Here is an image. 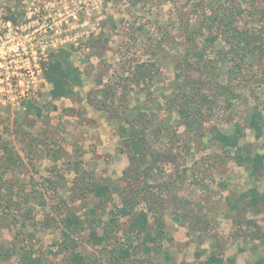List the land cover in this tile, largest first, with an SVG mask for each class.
<instances>
[{"label": "rangeland", "instance_id": "1", "mask_svg": "<svg viewBox=\"0 0 264 264\" xmlns=\"http://www.w3.org/2000/svg\"><path fill=\"white\" fill-rule=\"evenodd\" d=\"M259 2L264 7V0ZM202 11L192 0H0V134L18 157V164L4 174L5 189L0 191L5 198L0 201L5 204L0 264H18L22 252L38 257V264L66 263L57 252L59 221L66 213L63 202L84 217L97 203L78 190L81 179L74 165L86 177L111 185V199L97 210L98 216L107 221L111 211L123 204L120 191L128 183L125 171L132 150L121 126L147 135L149 154L142 168L150 165L151 176L138 172L142 180L137 184L147 185L166 200L164 240L159 249L147 250L141 244L143 237L135 236L131 263L199 264L195 252L201 245L224 256L243 246L246 253L239 257L240 264H251L263 255V247L249 246L259 242L246 235L255 228L250 229L240 220V211L233 214L230 207L253 187L263 191L264 174H248L208 132L213 126L231 131L239 122L246 131L243 143L264 152V135L256 138L246 121L264 105V52L261 59L247 61L253 64L240 63L237 70L239 58L228 50L220 29L190 36ZM11 12L19 24L7 20ZM237 25L264 37L260 24L250 23L247 13ZM214 33L217 39L210 42L207 37ZM59 48L73 52L83 82L75 87L74 96L53 99L43 59ZM196 52L213 62L208 73L187 65ZM139 63L147 68L155 63L152 76L137 81L133 74ZM227 86L230 94L220 92ZM184 92L194 94L206 110L201 118L205 137L180 125L176 107L171 108L170 98L180 99ZM201 95L210 101L203 103ZM27 100L42 114L34 107L24 109ZM1 156L0 149V164ZM37 193L43 194L45 206L36 202ZM9 202L13 204L8 210ZM142 209L144 202L137 207ZM118 218L123 228L119 237L124 240L131 219ZM150 223L154 228L152 214ZM239 230L241 236L232 234ZM88 235V229L81 234L79 250L108 257L102 245L84 244Z\"/></svg>", "mask_w": 264, "mask_h": 264}, {"label": "trees", "instance_id": "2", "mask_svg": "<svg viewBox=\"0 0 264 264\" xmlns=\"http://www.w3.org/2000/svg\"><path fill=\"white\" fill-rule=\"evenodd\" d=\"M196 1V4L203 7L202 13H200V24L198 27H194L192 34H205L206 30L214 31L215 28L220 29L222 36L228 45V50L233 52L239 61H236L237 70H241L242 62L250 61V58L254 60L261 59L264 50V37L262 34L252 32L250 27H238V18L242 17L244 13L249 16V22L253 24H260L262 30H264V7L261 6L259 0H192ZM206 7L209 8L208 13ZM7 20H10L13 24H19V20L10 13ZM207 37L210 42H214L217 39V34ZM208 46V45H207ZM72 51L69 48H59L48 52L47 56L43 59V75L44 79L51 85L50 95L53 99H59L62 97H71L75 95V87L82 84V72L78 69L72 60ZM196 57L194 61H187L188 66H192L195 70H200L201 73H208L210 68L213 69V62L210 59H206L202 56L201 52L194 54ZM248 63V62H247ZM155 63H151V67H145L144 63H139L135 66L133 77L137 81L146 80L152 76L154 72L153 66ZM248 64H253L250 62ZM220 73H217L219 77ZM212 79L209 75V79ZM216 79V78H215ZM214 79V80H215ZM217 80V79H216ZM224 94H230L229 86L225 89ZM28 97H25L27 99ZM194 94L189 92L181 93L179 95L170 98L171 102H174L173 107L177 109L179 114V123L184 125L188 131L198 133L200 137H205L207 133L202 129L203 120L201 119L206 110L203 109V104H197ZM200 100V99H199ZM203 103L209 102L208 98L201 95ZM23 102V101H22ZM24 109L31 110L32 107L37 108L31 101H26L22 104ZM42 114V109L37 108ZM173 110V109H171ZM255 132L256 138H260L264 135V105L263 108L256 107L250 116L246 120ZM147 126V125H144ZM121 132L125 138H127V146L132 150L130 152V166L125 171L128 174V183L122 188L121 196L123 204L116 208L115 211H111L107 221L98 216V209L102 208L109 202L112 196L111 185L109 183H102L100 180H95L86 177L83 174L79 165L74 169L76 174L81 179L77 188L82 196L91 195L97 200L95 207L85 211V217L76 211H71L66 202L64 206L66 213L60 217L61 226V240L58 243L57 252L63 254L66 258L65 264H135L131 263L134 237L142 236V245L145 249H159L160 244L165 238V221L163 217V204L165 198L163 194L155 193L147 187V185L140 186L137 181H140L141 177L138 172H143L144 177L148 178L151 174L148 172L150 165L143 167V163L149 151L146 147V134L141 131L138 133L135 130H126L124 127H120ZM211 135V140L218 142L225 152L233 153V156L237 160V163L241 166H248V171L251 176H259L264 174V152H259L254 148V144L243 143L242 139L246 135L245 127L239 122L235 123L234 128L231 131H223L213 126L208 132ZM0 149L2 150L1 158L4 161L0 164L2 174H0V191L5 189L4 174L18 164V157L13 152V146L3 139L0 134ZM156 161V159H155ZM149 168V169H148ZM148 169V170H147ZM142 170V171H140ZM143 177V178H144ZM131 180V181H130ZM142 180V179H141ZM5 194V193H4ZM39 201L38 204L45 206L46 201L42 193L35 195ZM29 200V197H26ZM0 201H5V198H1ZM8 201H13L11 196H8ZM144 202L146 209L137 210V207ZM239 202H244L242 206L245 209L247 206H252L255 212H260V206L264 205V190L253 187L250 190L242 193V200L237 203H232L231 208L234 205H238ZM14 204H17L15 201ZM13 203L7 204V209L12 207ZM1 206V220L5 222V204ZM31 211V208L29 209ZM154 217L155 227H150V215ZM188 215V214H187ZM189 216V215H188ZM118 217H127L131 219L129 225L124 230V240H122L120 231V219ZM179 220V218H176ZM248 226H255L254 230L246 232L252 238L264 240L263 233L260 232V227L254 220H247ZM98 228L102 230V233H98ZM89 230L88 237L85 238L86 242L96 247L102 245L105 254H109L108 257H104V254L88 253L79 250L81 246L80 242L81 234L85 230ZM234 235L241 236L240 233ZM154 244L153 247L147 244ZM5 252V251H4ZM13 253L16 252V248L13 247ZM8 254V253H7ZM6 254V255H7ZM5 255V254H4ZM20 262L18 264H38L39 258L33 256L31 253L22 252ZM202 255L201 250L197 252V256L200 258ZM220 253H212L204 261H200L199 264H222L223 257ZM233 264H236L233 259L230 260ZM186 264V263H183ZM253 264H264V257L257 259Z\"/></svg>", "mask_w": 264, "mask_h": 264}, {"label": "crops", "instance_id": "3", "mask_svg": "<svg viewBox=\"0 0 264 264\" xmlns=\"http://www.w3.org/2000/svg\"><path fill=\"white\" fill-rule=\"evenodd\" d=\"M244 141V138L242 139V142ZM259 152H261V151H259ZM262 153V152H261ZM245 170H248V166H242ZM248 174H249V172H248ZM238 202V201H237ZM236 202V203H237ZM244 205V202H239V204L238 205H234V208H232L231 209V207H230V212L231 213H233V214H235L236 213V211L238 210V211H240V212H238V214L241 216L240 217V220H245V222H246V225H249L248 223H247V220H254V221H256L257 222V224L259 225V227H260V232L261 233H263V235H264V205H261L259 208H260V212H255L254 211V209H253V207L252 206H247L245 209H243L242 208V206ZM234 209V210H233ZM243 209V210H242ZM232 211H234V212H232ZM237 213H236V215H238ZM248 214V217H245L246 215ZM250 229L251 228H255V226H253V225H251V226H248ZM252 230V229H251ZM240 231L241 230H239V231H236V232H234V233H232L233 235L234 234H236V233H240ZM235 236V235H234ZM232 239H234V237L232 238ZM238 239V238H237ZM257 239V238H256ZM259 242L257 243V244H251V245H249V246H253V249L254 250H257L258 249V247H263L264 248V240L263 241H261L260 239H257ZM232 241H234V240H232ZM211 243L212 244H217L218 243V241L216 240V241H214V240H212L211 241ZM228 242H223V243H221V244H224V250H227L226 248L228 247L227 245H229V244H227ZM219 244V243H218ZM245 247H238V249H237V251H234L233 253H231V254H229V255H225L224 256V254H222L221 256L223 257V263L222 264H233V262H231L230 260L231 259H233L234 261H235V263L236 264H240L239 263V257L241 256V255H245V253H246V251H243V249H244ZM200 250H201V253H202V255H201V257L199 258L198 256H197V252H195V255H196V257H197V259H199V262L200 261H204V260H206L207 258H208V256L210 255V254H212L213 253V249H210V250H208V249H206V248H204V247H202V245H201V247H200ZM199 250V251H200ZM205 256V257H204ZM261 257H264V253H263V255H261V256H259L257 259H259V258H261ZM257 259H255L251 264H253ZM186 264H188L187 262H185ZM216 264V263H215Z\"/></svg>", "mask_w": 264, "mask_h": 264}]
</instances>
